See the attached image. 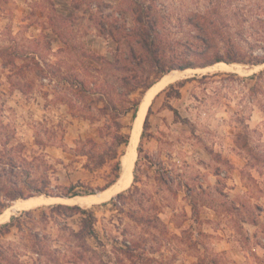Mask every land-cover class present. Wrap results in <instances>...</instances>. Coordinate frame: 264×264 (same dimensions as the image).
Masks as SVG:
<instances>
[{
	"label": "rangeland",
	"instance_id": "obj_1",
	"mask_svg": "<svg viewBox=\"0 0 264 264\" xmlns=\"http://www.w3.org/2000/svg\"><path fill=\"white\" fill-rule=\"evenodd\" d=\"M128 1L152 7L160 67L127 34L138 27ZM0 49V216L53 198L0 217H15L0 229V264H264V0H0ZM234 54L243 61L215 63L234 68L206 66ZM186 65L147 106L129 185L93 205L70 200L113 188L116 159L86 164L117 148L129 100L140 106ZM121 74L139 78L123 85ZM56 204L92 210L93 233L74 235L87 215Z\"/></svg>",
	"mask_w": 264,
	"mask_h": 264
},
{
	"label": "trees",
	"instance_id": "obj_2",
	"mask_svg": "<svg viewBox=\"0 0 264 264\" xmlns=\"http://www.w3.org/2000/svg\"><path fill=\"white\" fill-rule=\"evenodd\" d=\"M130 2V1H128ZM130 4L132 5L130 7V11L133 13L134 15V20L136 25H138L137 28L132 29L131 31H129L127 34L130 37H136L139 38V40L136 41L137 44H142L143 49H145V51L148 53V59L156 66V67H160V65H162V63H164V58H165V51H166V47L165 48H161V41L162 38H160L161 35H159V27H158V22L157 20H155V18L153 17V15L150 12V9H152V7H147L145 8L143 6V4H139L138 2H130ZM148 18V21L144 22L145 18ZM51 23L53 24V28L55 29L56 33L61 36V40L65 42L64 38L62 37V34L60 32H58L57 27L55 26L54 22ZM110 34L116 39L117 42H119V38L117 37V35L115 34L114 31H111ZM1 50V49H0ZM130 53L132 55L133 59H137V54L135 52V50L132 48H130ZM1 56H7V54L1 53ZM157 54H159L160 56H157ZM236 55V54H234ZM128 59V58H126ZM115 63H112V65H117L118 62V58L115 59ZM221 61H225L229 64L231 63H235V62H242L243 60H241V58L239 57V55L235 56H230L227 58H224L222 56H218L217 58H215L213 60V62L206 64L207 65H213L215 63L221 62ZM264 63V58L257 60V62H255V64H261ZM189 66H183V69L188 68ZM119 70H115V72H118ZM119 79V81L125 85L126 83H129L131 80H137L139 77L137 75L134 74H121L120 76L117 77ZM68 83L71 85L72 87V93L74 95V99L78 98L79 100H83L85 99V96L87 95L88 92V88H87V83L84 80L79 79L78 77H75L74 79H70L68 81ZM154 83V82H153ZM152 83V84H153ZM150 84L149 87L152 85ZM137 87H140V84L138 83L136 85ZM106 83L101 84V90L98 91V93H101L102 95L108 94L107 89H106ZM148 87V88H149ZM137 89V88H132L130 91ZM76 101H78L76 99ZM129 100L130 103H132V109H133V114H132V122L130 124H124L123 122H117V126H118V134H116L115 137V142H116V146L117 148H115L112 152V154H107L106 152L98 155L99 158H94L91 157L89 163L86 164V167L88 168H98L102 165L105 164V162L109 159H116V162L113 166V178L108 182V185L111 186L113 185L118 177L120 176V170H121V156L125 153L126 151V147L129 144L130 141V130L133 127V121L136 118L137 115V110H138V106H139V101H132ZM74 102V101H73ZM70 107H73V104L69 103ZM176 116L179 117V112L176 109H173ZM128 112V110H127ZM126 113V112H125ZM149 125V121L148 118L145 121L144 124V129L146 130V128ZM124 129V130H123ZM144 130V131H145ZM121 147V148H120ZM74 188V186H71V189ZM73 195H78V193H73L71 194ZM123 193L118 194V197H122ZM51 209L57 212H61V213H66L65 211H79L83 214H86L87 216L85 218H83V226L82 228L74 233V235H76L77 237H85L87 235H90L93 233V222H94V213L92 210H88V209H83L80 206H69V205H65V204H56L51 206ZM14 219L15 217H12V220L4 225L0 226V229L2 231H6L9 232L11 227L14 225Z\"/></svg>",
	"mask_w": 264,
	"mask_h": 264
},
{
	"label": "bare ground",
	"instance_id": "obj_3",
	"mask_svg": "<svg viewBox=\"0 0 264 264\" xmlns=\"http://www.w3.org/2000/svg\"><path fill=\"white\" fill-rule=\"evenodd\" d=\"M210 69L213 70H218V69H230V68H234L233 65L231 66H224L223 63L220 64H215L214 66H210ZM208 68V69H209ZM203 70V69H202ZM188 71H184V72H172L170 74H167L165 76H163L161 79H159L156 84L149 90L145 102L143 104V106L141 107V112H140V117L138 118V120L136 121V126H135V131L133 134V138L131 139V142L129 144V146H127V148H129V150H127L129 152V154L127 155V160L129 158L130 155L133 156V161L131 164V168H130V172L128 173V175L125 176V178L121 179L118 183L113 184V188L110 189L108 192H106L105 194L103 193H98L96 195L94 194H87V195H83V196H76L74 198H70V200H74V203L77 204H96L98 202H102L104 200H107L108 198L114 196L115 194L119 193L120 191L124 190L130 183L131 178L133 176V172H132V167H133V163L135 161V156H136V148H137V144L139 141V135L141 133L142 130V125H143V121L145 118V114H146V110H147V106L150 104V102L153 100V98L160 92L162 91L165 87H167L169 84L175 82L176 80H178L179 78H181L182 76H184L185 74H187ZM135 122V121H134ZM126 160V162H127ZM53 198H48L45 196H35V197H31L28 199H24V200H18L17 202H15L14 204H12L9 208L6 209V211L0 216L1 218L3 217H7V216H11L17 212H19L20 210H24V209H29V208H33L42 204H46L47 202H50ZM69 200V199H67Z\"/></svg>",
	"mask_w": 264,
	"mask_h": 264
},
{
	"label": "water",
	"instance_id": "obj_4",
	"mask_svg": "<svg viewBox=\"0 0 264 264\" xmlns=\"http://www.w3.org/2000/svg\"><path fill=\"white\" fill-rule=\"evenodd\" d=\"M203 68H205V67H203ZM185 70H186V69H185ZM180 72H184V71L181 70ZM155 84H156V82L153 83V84L147 89V91L145 92L144 97H143V99H142V102L140 103V106H139V109H138V111H137V115H136V118H135V122L133 123V127H132V130H131V135H130V141H129V144H130V142H131V139L133 138V134H134V131H135V126H136V121H137L138 118L140 117L141 107L143 106V104H144V102H145V99H146V96H147L149 90H150ZM144 121H145V118H144ZM144 121H143V123H144ZM142 127H143V125H142ZM140 134H141V133H140ZM139 138H140V135H139ZM129 144H128V146H129ZM128 154H129V152L126 151V152L124 153L123 157L127 156ZM132 159H133V156L130 155L129 158H128V160H127V162H126L124 165H123V163H121V174H120V176L118 177L117 181H116L114 184L118 183L121 179L125 178V176L128 175V173L130 172V168H131L132 161H133ZM133 164H134V163H133ZM67 198H70V197H67Z\"/></svg>",
	"mask_w": 264,
	"mask_h": 264
}]
</instances>
